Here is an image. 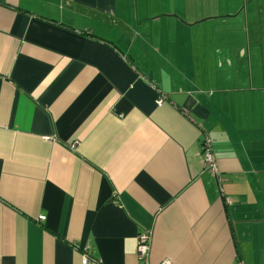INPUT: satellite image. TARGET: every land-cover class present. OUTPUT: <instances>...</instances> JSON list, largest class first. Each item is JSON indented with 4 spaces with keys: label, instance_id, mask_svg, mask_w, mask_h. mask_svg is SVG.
<instances>
[{
    "label": "crops",
    "instance_id": "1",
    "mask_svg": "<svg viewBox=\"0 0 264 264\" xmlns=\"http://www.w3.org/2000/svg\"><path fill=\"white\" fill-rule=\"evenodd\" d=\"M263 13L0 0V264H264Z\"/></svg>",
    "mask_w": 264,
    "mask_h": 264
},
{
    "label": "rangeland",
    "instance_id": "2",
    "mask_svg": "<svg viewBox=\"0 0 264 264\" xmlns=\"http://www.w3.org/2000/svg\"><path fill=\"white\" fill-rule=\"evenodd\" d=\"M242 19H243V21L246 22V13L245 12L242 14ZM262 20L264 21V13L262 15ZM243 26H244V24H243ZM247 29L248 28H245L243 30V34H242V35H245L246 41L249 37ZM263 35H264V22H263ZM247 46H248V44L245 45V48H247ZM259 46H261V45H257L254 49H252L253 58H254L252 60V64L249 61V55L247 54L244 61L240 60L241 64H239L238 63L239 61H237V64L235 65V69L228 72L229 80H228L227 84L229 86H234L235 84L240 85L242 82L250 83L249 75H250L251 67H253L254 70L264 71V54L262 55L260 48L258 49V58L256 57L257 55L255 54L256 48ZM263 46H264V44H263ZM238 49L239 48H236V50H238ZM240 55H242V51H241Z\"/></svg>",
    "mask_w": 264,
    "mask_h": 264
},
{
    "label": "built area",
    "instance_id": "3",
    "mask_svg": "<svg viewBox=\"0 0 264 264\" xmlns=\"http://www.w3.org/2000/svg\"><path fill=\"white\" fill-rule=\"evenodd\" d=\"M164 99L159 97L157 104H162ZM202 160L205 170L211 173L215 178L220 180V171L214 154V145L210 136H205L202 143ZM149 243L150 238L146 235L140 237L138 257L143 261H148L149 257ZM88 259L85 258L84 263L86 264ZM161 264H171L169 261H164Z\"/></svg>",
    "mask_w": 264,
    "mask_h": 264
},
{
    "label": "trees",
    "instance_id": "4",
    "mask_svg": "<svg viewBox=\"0 0 264 264\" xmlns=\"http://www.w3.org/2000/svg\"><path fill=\"white\" fill-rule=\"evenodd\" d=\"M155 88V87H154ZM164 99V98H163Z\"/></svg>",
    "mask_w": 264,
    "mask_h": 264
}]
</instances>
